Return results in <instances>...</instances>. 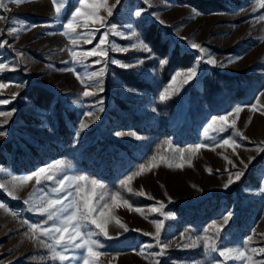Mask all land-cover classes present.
Segmentation results:
<instances>
[{
	"label": "rangeland",
	"instance_id": "374dc122",
	"mask_svg": "<svg viewBox=\"0 0 264 264\" xmlns=\"http://www.w3.org/2000/svg\"><path fill=\"white\" fill-rule=\"evenodd\" d=\"M3 2L6 6L0 9V16L8 19L0 21V29L19 27L18 22H23L27 30L0 34V40L7 42L0 47V65L4 66L0 84L5 85L0 88V100H9L0 104V111L15 110L11 116H0V131L7 133L0 136V183L6 186L0 189V203L8 209L0 208V264H59L52 261L50 250L24 235L28 231L25 220L43 223L46 218L29 211L23 202L30 195L32 203L45 197L43 185H36L33 179L15 189V198L9 192L13 178L18 181L60 160L70 164L75 174L98 179L110 193L120 191L122 199L142 209L143 214L123 206L122 199L118 202L114 215L128 231L112 222L108 237H95L103 245L97 249L101 253L97 264H155V260L160 264H221L223 258L218 253L206 254L202 242L199 247H178L185 242L182 233L185 237L202 236L207 228V234L214 236L213 224L220 228L224 246L240 247L255 233L250 247H264V151H258V147L264 148V89L251 105H242L264 87V79H260L264 78L262 0H120L113 16L101 10L100 15L118 31H125L122 26L131 20L138 34L131 39L112 34L109 41L126 47L142 38L151 53L130 47L126 52L109 49L104 91L91 97L82 96L85 89L77 79V74L84 75V69L75 65L74 71H67L73 64L63 61H71L70 49L90 50L105 29L101 28L92 43L72 45L70 36L63 34L62 24L71 19L79 7L78 0H65L59 19L54 18L52 0H26L19 5L11 0ZM107 4H116V0H107ZM136 11H141L140 17L135 16ZM192 42L205 46L218 63L227 66L201 62L197 78L184 85L183 77H177L173 84L172 76L190 70L200 55L191 49ZM17 51L23 55L17 57ZM230 57L238 59L228 63ZM138 58L144 62L128 69L111 63L112 59L132 63ZM95 59L91 57L88 64ZM102 66L94 65L88 71ZM215 78L235 84L223 85L220 93L205 94V83L212 84ZM239 92L241 96L235 98ZM161 95L165 100H160ZM101 99L102 112L84 115ZM237 106L243 110L229 121L235 118L236 130L248 137L240 141L243 147L236 149L238 155L232 148H213V142L204 135L213 116L226 115ZM81 123L88 126L81 130ZM232 132L229 128L219 138H227ZM209 135L217 136L211 130ZM197 144L207 146L190 161L179 158L178 150ZM149 163L157 166L149 170ZM142 164L145 171L133 179L129 185L133 193H128L120 182ZM237 169L244 175L239 180L233 176L234 182L225 189L229 173ZM141 190L144 196L134 194ZM157 201L164 204L165 215L149 210L159 206ZM168 213L172 215L165 218ZM229 214L228 224L223 225ZM153 220L164 221L161 240L171 241L164 257L149 256L160 250ZM144 232L153 235L145 236ZM253 260H264V255L256 254ZM225 264L242 262L228 260Z\"/></svg>",
	"mask_w": 264,
	"mask_h": 264
},
{
	"label": "snow or ice",
	"instance_id": "6c2138e0",
	"mask_svg": "<svg viewBox=\"0 0 264 264\" xmlns=\"http://www.w3.org/2000/svg\"><path fill=\"white\" fill-rule=\"evenodd\" d=\"M12 3L19 5L26 2V0H11ZM145 3L148 0H144ZM55 9V19L60 18L62 9L65 7V0H52ZM79 7L75 9L74 14L71 19L62 24L65 29L63 33L65 36H70V41L72 45L78 46L81 41L85 44L92 43L96 38L97 33H101V28L105 29L101 33L99 41L90 50H72L70 49L71 61H63L64 63H71L73 67L66 69L67 71H74L75 65H79L84 69V75L81 76L77 74V79L84 86V91L82 93L83 97H91L100 92L104 91V77L106 75V67L108 63V52L109 49L115 52H126L129 47L134 50H141L146 53H151V48L146 43H144L142 38H138L135 43H131L130 46L120 47L113 41H109V35L115 34L119 35L121 38L137 37L138 34L134 29L133 22L129 20L122 27L125 31H118L117 26L108 23L107 18L100 15L101 10L107 11V16L111 17L114 14V10L117 5L120 4V0H116V4L108 6L107 0H78ZM6 5L3 0H0V9L4 8ZM260 7L264 8V0L260 3ZM141 11H136L135 16L140 17ZM195 13L194 10V15ZM8 18L0 16V21L6 20ZM158 19V18H157ZM264 19V17H261ZM19 27L8 26L6 29H0V34L7 33L9 35L18 34L20 31L25 29L23 22H18ZM164 23V21H160ZM77 29L82 31L78 32ZM130 32V37L127 33ZM186 39V38H183ZM6 41L0 40V47L4 46ZM191 49L198 50L200 55L194 66L186 71H177L175 75L172 76V83L175 84L177 77H183L182 84L187 85L193 79L197 78L199 75V65L204 62L210 66L226 67L227 64L221 62L218 63L213 57L209 49L205 46L192 42L190 44ZM17 57H21L23 54L19 51L16 52ZM91 57H96L91 64H88V60ZM235 59L230 57L228 63L233 62ZM144 61L142 59H137L132 63H124L117 61L115 59L111 60V63L116 64L119 67L128 69L135 67L137 64H142ZM166 58L160 60V64L164 65ZM94 65H103L97 70L88 71V68ZM4 68L0 65V71ZM5 87V85L0 84V88ZM90 89H95L91 91ZM130 92L136 90L127 89ZM264 94V93H262ZM15 97V94L13 98ZM160 100H165V95L160 96ZM9 103V100H0V104ZM76 103V101H74ZM103 100L95 102L92 110L84 113V115L92 116L93 111H103ZM255 109V105L252 106ZM242 107L237 106L231 109L226 115L213 116L211 122L207 124L204 129V135L206 140H211L213 142L212 146L220 148H232L233 153H236L237 148L243 147L240 141L247 140L248 137L242 132L236 130V119L233 118L229 121V117L233 114H238L242 111ZM251 110V109H250ZM15 110L12 112H2L0 111V116H11ZM152 111H156L155 108ZM264 115V111L261 112ZM99 119V117H96ZM250 122V121H249ZM7 123V121H5ZM88 125L81 123L80 128L83 130ZM247 127V125H245ZM229 128L233 129L231 135L227 138L220 139L219 134L226 132ZM216 133L217 136L213 137L209 135V131ZM6 132L0 131V136H6ZM78 135V134H77ZM116 135H121V133H116ZM139 138V137H137ZM264 144V141L261 142ZM206 144H197L194 148H189L186 150H173L177 153L181 160L192 158V155L198 153L202 147H206ZM258 151H264V148L258 147ZM187 152V156L185 153ZM155 160V157L152 158ZM163 160L164 158L161 157ZM227 160V158H225ZM227 163L232 164L233 168H236L235 163L231 160H227ZM241 163H244L241 160ZM157 165L149 163L147 168L150 170ZM168 167H172L171 163L167 164ZM176 167H182V164H177ZM245 169L248 167L244 164ZM146 166L140 165L138 171L132 172L127 175L123 180H121L122 189H126L128 193H133V189L129 187L133 179L139 176L145 171ZM219 171V170H217ZM227 171V170H226ZM244 172L237 169L234 173H229V179L227 183L224 184V188L227 189L233 182V176L236 180H239ZM14 179L12 185L13 190L9 192V195L15 198V189L19 185H23L29 181L35 179L36 185H43L41 188L42 192L47 193L40 201L32 203L31 195L28 199L23 202L29 205L28 210L33 213H38L44 215L46 218L43 223L37 221L34 223H29L25 220L24 224L28 225V231L24 233L30 239L37 240L40 247L50 250L51 259L53 262L59 261V264H97V258L101 253L97 250L102 248L103 245L95 237L103 235L108 237V225L115 222L117 226L122 228L125 232L128 228L125 224L120 222L119 217L114 215V208L120 206L119 201H121V192L116 191L110 193L107 186L101 183L98 179H90L84 175L75 174L72 170V166L66 161L60 160L51 164L49 167H40L37 171H34L31 175H25L17 181ZM6 186L0 183V189H4ZM135 195L144 196L145 193L141 190L134 193ZM152 199V197H148ZM159 206H152L149 210L151 212H159L161 215H165L162 212L164 204L162 202H156ZM123 206L128 207L130 210L140 212L143 214L142 209L139 207H133L128 199H122ZM0 208H3L6 212L8 209L3 203H0ZM13 215H18L13 213ZM172 214L168 213L165 218L170 217ZM229 217L223 219V225H227L229 222ZM147 219V216H145ZM152 223L155 225V241L156 245L160 247L159 252L149 253L151 257H164L166 255V249L168 248L169 242H164L161 240V230L164 227L163 220H153ZM215 229L214 236H209L208 229H204V235L192 236L181 234V240L185 241L178 245L185 249L199 247L201 242L203 243L204 252L218 253L219 257L223 258L221 264H225L228 260H233L237 262H242V264H264V260L254 261L253 258L256 254L264 255V247L259 249L250 247V242L253 241L254 235L247 237L245 241L242 242L240 247H227L221 242V230L217 228L215 224L212 225ZM29 233H32L29 236ZM145 236L153 235L149 232L143 233ZM264 236V234H261ZM148 248L152 245L146 246ZM11 251V250H10ZM251 254L246 255L247 252ZM141 254H144L145 249L140 250ZM155 264H160L159 260H155ZM216 264V261H213Z\"/></svg>",
	"mask_w": 264,
	"mask_h": 264
},
{
	"label": "trees",
	"instance_id": "16d2710c",
	"mask_svg": "<svg viewBox=\"0 0 264 264\" xmlns=\"http://www.w3.org/2000/svg\"><path fill=\"white\" fill-rule=\"evenodd\" d=\"M207 79H209V77L207 76L205 78V80L207 81ZM261 80H263L264 78H260ZM235 83L231 82V81H227V80H218L215 78V80H213L212 84L209 83V81L207 83H205V94H209V93H220L221 91H219V89L223 86V85H227L228 87L230 86H234ZM264 89V87H259L258 90L256 91V93L253 94V98H251V100L249 102H245L242 103V105H251L253 100L255 99V97H257V95ZM242 92L236 93V95H234V97H238L241 96ZM223 96V95H222ZM222 96H216V97H222ZM217 100H221V99H217ZM176 103L173 102L172 106H174Z\"/></svg>",
	"mask_w": 264,
	"mask_h": 264
}]
</instances>
